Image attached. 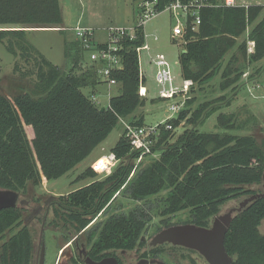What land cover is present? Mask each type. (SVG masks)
<instances>
[{
  "label": "trees",
  "instance_id": "obj_1",
  "mask_svg": "<svg viewBox=\"0 0 264 264\" xmlns=\"http://www.w3.org/2000/svg\"><path fill=\"white\" fill-rule=\"evenodd\" d=\"M169 1L158 0L156 7L163 9ZM208 3L210 6L199 11L196 28H191V17L187 16L180 38V75L182 80L192 81V94L195 87L202 88L217 76L222 91H234L248 67L264 58L263 4L226 6L223 0ZM61 24L59 0H0V43L22 61L23 65L14 63L13 71L35 78L27 90L11 95L0 92L1 189L19 193L28 184L39 185L43 178L48 181L63 176L108 136L120 118L144 104L145 97L138 95L139 59L135 51L145 41L141 29L136 39L123 42V67L112 73L120 92L111 96L104 108L82 92L86 87L93 90L99 78L92 65L79 66L84 50L77 38L71 42L64 39L70 65L67 71L48 60L26 38L28 27L63 31L67 27ZM248 39L254 41L252 53H247ZM207 104L194 112L192 122ZM185 113L181 109L165 121L172 129H162L152 148V152L159 153L158 158L142 164L131 177L138 153L131 150L123 130L110 150L119 159L117 165L104 178L93 179L55 198L53 224L74 235L86 233L94 252L131 249L155 216H161L163 228L182 223L208 227L225 202L255 193L244 186L262 180L264 140L259 143L251 135L231 133L234 121L224 114L217 116L224 132H203L195 127L174 138ZM129 122L142 125L143 118ZM96 176L97 172L87 167L77 180ZM120 192L133 201L155 198V202L110 214L94 223ZM180 211L189 213L182 223H169L165 218ZM263 218V197L234 213L224 238L231 264H264V234L259 231ZM12 229L15 231L9 234ZM0 240V264L34 263V235L22 224L17 206L0 209Z\"/></svg>",
  "mask_w": 264,
  "mask_h": 264
},
{
  "label": "rangeland",
  "instance_id": "obj_2",
  "mask_svg": "<svg viewBox=\"0 0 264 264\" xmlns=\"http://www.w3.org/2000/svg\"><path fill=\"white\" fill-rule=\"evenodd\" d=\"M242 0H237L241 2ZM242 2L249 4H263L264 0H243ZM60 10L62 14V24L67 27L60 31L57 29L37 30L34 27H28L26 38L32 42L37 49L53 64L59 66L62 70H69L68 56L64 53V39L68 42L75 40V37L69 27L76 25L90 26L95 28V40H105L106 29L109 26L121 25L127 26L134 22L136 18L135 2L133 0H59ZM183 18V15L181 16ZM174 19L168 11H163L149 20L144 26V32L147 34L145 42L150 46V54L163 53L169 63V68L174 76V85L180 86L182 78L180 75L179 52L181 51L182 40L173 38L171 28ZM32 30V31H30ZM153 36L157 40H153ZM176 39V41L174 40ZM67 53V52H66ZM81 67L89 66L90 60L87 52L82 53ZM23 65L19 57H15L6 51L4 45L0 43V92L4 94H16L24 89H28L34 82L35 78L22 77L20 72L13 71L14 63ZM139 67L145 76L144 86L147 89L144 104L138 106L135 111L123 120L129 122L138 117L143 118V124L152 125L159 121H166L169 111V105L176 104L184 97L175 96L171 99L159 97L160 85L155 80V66L150 62L145 50L139 53ZM78 68V66H77ZM219 76L209 84L202 88L195 87L193 94L188 92L187 98L182 107H179L176 113H172L171 117L177 116L181 109H185L186 113L179 125L174 130V138L189 128H197L203 132H224L218 122V114H224L226 118L229 116L234 121V128L231 133L237 135H251L260 143L264 140V58L252 63L243 75L237 88L232 91L229 89L221 90L219 87ZM107 86L105 84H97L92 90L91 88H82L85 95H89L91 91L97 96L99 107H107L108 99L105 95ZM111 95H118L119 86L110 87ZM220 97V98H219ZM188 101V102H187ZM207 102L208 106L201 110L200 115L192 122L190 118L194 112L198 110L200 105ZM190 118V119H189ZM27 130V127H26ZM31 130V129H30ZM123 131V123L119 121L108 136L100 142L92 152L78 163L73 169L65 173L63 176L43 181L36 186L28 184L26 189L19 192L16 206L22 212V224L31 228L34 235V263L38 264L40 247L44 242V264H70L69 257L72 252V244L77 241L79 245L85 242L86 233H78L79 237L75 238L69 230L61 226L54 225L52 201L60 195L74 191L75 189L89 183L93 179H102L107 174L97 173V176L86 177L77 180V177L87 167L91 168V163L102 156L110 154L111 148L115 145ZM32 132V131H31ZM29 133V129H28ZM31 134V133H30ZM171 139V141L174 140ZM158 154H152L145 158L136 169L142 164L158 158ZM264 173V171H263ZM255 193L264 191V179L258 184L245 185ZM161 196V195H160ZM249 195H241L238 198L231 199L224 203L219 214L226 213L231 208H236L244 198ZM159 198V197H158ZM152 201H133L127 199L118 193L112 200L108 211L101 212L94 221L104 220L113 213L124 212L135 206H146ZM159 200V199H157ZM51 204V205H50ZM50 205V207H49ZM188 211H180L174 215L165 217L169 223H182L188 219ZM161 216H155L151 222L141 233L145 236H153L161 228L163 224L160 221ZM90 222L88 226L93 223ZM12 229L9 234L13 233ZM259 231L264 234V218L261 220ZM3 240H0V244ZM86 246V245H85ZM83 247V246H82ZM85 249V247H84ZM86 249L88 247L86 246Z\"/></svg>",
  "mask_w": 264,
  "mask_h": 264
},
{
  "label": "built area",
  "instance_id": "obj_3",
  "mask_svg": "<svg viewBox=\"0 0 264 264\" xmlns=\"http://www.w3.org/2000/svg\"><path fill=\"white\" fill-rule=\"evenodd\" d=\"M158 0H138L135 3L136 6V18L131 25L121 26H109L106 29L105 40H95V28L90 26L76 25L69 28L74 37L77 38L84 51L89 55L90 65H92L98 75L99 83L107 86L105 95L111 97L110 87L119 86V82L112 77V73L120 70L123 67V56L121 53L123 42L136 39L137 31L142 30L144 32V26L153 17L163 11H168L174 19V24L171 28V35L173 38H182L184 27L187 23V16L191 17V28L194 29L200 22L199 11L205 6H210L208 0H170L167 2L163 9H158ZM223 4L226 6L244 5L243 2H237L236 0H223ZM183 15V18L181 16ZM147 34L144 32V38ZM153 40H157L156 36H153ZM145 50L150 62L155 66V80L160 85L159 97L164 99H171L175 96L184 97L180 102L169 105V111L167 112V119L172 113H176L179 107H182L188 97L189 87L192 84L191 80H182L180 86L174 85V76L172 75L169 63L163 53H157L155 55L150 54V46L144 41V43L135 48L136 53ZM254 51V41L247 40V53ZM140 83L138 87V95L140 97H146L147 89L144 86L143 71L139 67ZM246 75V72L243 74ZM92 102L99 104L97 96L93 91L88 95ZM109 101V99H108ZM123 123V130L127 137L131 150L138 153L137 157L133 160L134 167L129 175L131 177L135 172L137 166L144 161L145 158L152 154H158V152H152V148L158 139V136L162 129H172L171 124L165 123V121H159L152 125H136L127 122L120 118ZM148 155V156H147ZM105 159L101 161V157L91 163V168L97 173L109 174L113 168L119 162L113 154L103 156Z\"/></svg>",
  "mask_w": 264,
  "mask_h": 264
},
{
  "label": "water",
  "instance_id": "obj_4",
  "mask_svg": "<svg viewBox=\"0 0 264 264\" xmlns=\"http://www.w3.org/2000/svg\"><path fill=\"white\" fill-rule=\"evenodd\" d=\"M33 29L54 30L58 28L34 27ZM262 175L264 179V173ZM18 196V192L0 188V209L16 206ZM260 197L264 198V191L252 194L244 198L238 207L231 208L224 214L216 215L208 227L182 223L162 228L152 236L150 244L156 246L168 242L198 251L209 264H231L232 258L225 250L224 238L234 213L239 212L248 203ZM38 264H44V242L41 245Z\"/></svg>",
  "mask_w": 264,
  "mask_h": 264
},
{
  "label": "flooded vegetation",
  "instance_id": "obj_5",
  "mask_svg": "<svg viewBox=\"0 0 264 264\" xmlns=\"http://www.w3.org/2000/svg\"><path fill=\"white\" fill-rule=\"evenodd\" d=\"M52 204V203H51ZM50 204V205H51ZM49 205V207H50ZM80 233V232H79ZM79 237L77 234L75 238ZM152 236L140 235L131 249H101L99 252L90 250L91 244H78L75 241L69 257L70 264H209L196 250L165 242L153 246ZM88 249H86V246ZM83 246V247H82ZM85 247V249H84ZM157 248V249H155ZM41 249V247H40Z\"/></svg>",
  "mask_w": 264,
  "mask_h": 264
},
{
  "label": "crops",
  "instance_id": "obj_6",
  "mask_svg": "<svg viewBox=\"0 0 264 264\" xmlns=\"http://www.w3.org/2000/svg\"><path fill=\"white\" fill-rule=\"evenodd\" d=\"M243 1V0H242ZM241 1V2H242ZM244 4H246V5H249V3H245V2H243ZM264 3V2H263ZM131 24H133V22L131 23ZM130 23H129V25H131ZM144 79H145V76H144ZM165 115H167V112H165Z\"/></svg>",
  "mask_w": 264,
  "mask_h": 264
},
{
  "label": "bare ground",
  "instance_id": "obj_7",
  "mask_svg": "<svg viewBox=\"0 0 264 264\" xmlns=\"http://www.w3.org/2000/svg\"><path fill=\"white\" fill-rule=\"evenodd\" d=\"M104 159H105V158L102 156V157H101V161H104Z\"/></svg>",
  "mask_w": 264,
  "mask_h": 264
}]
</instances>
